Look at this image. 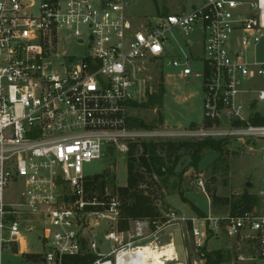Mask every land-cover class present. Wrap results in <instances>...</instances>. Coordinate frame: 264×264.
Returning <instances> with one entry per match:
<instances>
[{"label": "built area", "instance_id": "2783aa9c", "mask_svg": "<svg viewBox=\"0 0 264 264\" xmlns=\"http://www.w3.org/2000/svg\"><path fill=\"white\" fill-rule=\"evenodd\" d=\"M129 6L130 0H0V264L8 244L26 252L22 231L35 225L47 244L43 264L84 253L97 256L92 264H117L167 226L186 228L188 218L169 209L154 220L129 219L121 229L119 196L88 195L84 185V164L108 150L126 153L130 143L176 138H228L248 143L264 160V123L251 121L264 115L256 109L264 90L255 87L264 79V0H202L187 11L149 16H134ZM193 35L201 43L199 54L183 40ZM66 37L87 51L80 58L60 51ZM168 45L174 56L167 64L180 77L201 80L202 123L185 129L163 122L137 126L130 110L152 94L143 72L150 64L162 67ZM250 93L257 96L250 99ZM9 182L20 189L14 204L3 199ZM192 185L208 199L202 177ZM256 194L261 211L221 217L207 212L198 217L203 232L190 218V253L184 250L178 264L204 263L206 236L221 229L247 246L249 254L239 252L238 260H264V185ZM102 241L107 252L100 251Z\"/></svg>", "mask_w": 264, "mask_h": 264}, {"label": "rangeland", "instance_id": "374dc122", "mask_svg": "<svg viewBox=\"0 0 264 264\" xmlns=\"http://www.w3.org/2000/svg\"><path fill=\"white\" fill-rule=\"evenodd\" d=\"M201 3L202 0H130L128 12L134 16H149L154 15L156 12L167 13L171 11H187L193 6H198ZM197 39L195 35L186 39L183 38V40L190 43L189 48L192 52L199 54L201 43ZM59 50L74 58H80L81 55L87 51L85 45H76L72 37H66L65 42L61 44ZM166 51L168 53L164 57L162 67H158L157 64H150L146 66V70L143 72L147 90L151 88L152 93L158 91L159 83H161V73H164V77L162 76V83L165 91L162 99L160 101L157 100L152 105L132 108L130 112L145 123L156 125L163 122L167 128L185 129L191 126V123L200 125L202 123L203 95L201 80L200 78H194L192 76L180 77L177 73V69L167 64L168 60L174 56L172 45L166 46ZM262 55L263 45L261 43L256 46V59L261 60ZM192 68L198 70L200 69V64L194 63L192 64ZM255 87L264 90V79H259L255 83ZM247 96L251 99L256 97L257 93H250ZM153 108L156 109L157 113L153 112ZM256 109L264 113V101H258L256 103ZM160 119H162L161 122L159 121ZM176 140L185 139H174V141ZM250 147L248 143L242 140H231L223 152V156L225 157L224 163L216 162L218 167L215 168V171H212L211 165L214 163L216 155L215 153L207 152L200 160L198 170L193 173L191 168H187L180 183H178L176 178H171L166 183V187L158 178L152 179L146 175L144 180L145 184H143L142 187L147 189L155 198L163 200L160 205L162 216L171 209L175 211L178 216H183L188 219L195 218L197 219L196 225L201 232H203L204 222L195 215L191 205L205 214L210 212L212 215L219 217L226 216L228 215V206L222 204H218L215 207L212 206L211 193H215L221 197L225 196L232 198L242 193L247 182L251 183V192L257 193L258 187H262L260 180L261 176L264 178V160H261L255 149ZM186 164L187 160H183V163L178 165L177 170L182 169ZM111 167L113 171L110 173L109 169H111ZM224 167H226L225 170H223ZM83 171L87 176L107 172L111 175L114 185L124 186L127 177L126 153L114 149L108 150L101 158L84 164ZM197 176L202 177L204 181L205 192L208 199L192 185V182ZM108 190H110V187H108ZM19 192L20 189L18 184L9 182L3 193L4 202L11 204L18 202ZM182 198H184V200ZM259 205L260 202L256 208H258ZM23 219H27V217H23ZM35 227L34 230L22 231V235L26 241V252L20 253L15 244H8L7 248L3 249L1 253L2 264H43L40 254L47 250V244L37 238L41 231L38 226L35 225ZM208 236L207 234L206 237ZM170 238L171 234H165L164 231H161L157 235V238L151 236L139 244L146 245L150 242L153 246L160 247L170 243ZM220 243L221 239L215 237L209 238L207 241V248L211 251H207L205 248L204 253H212V256L209 261L200 264H216L217 257L214 252H224L223 245L221 248L216 249ZM182 244L189 254L191 239L187 235L183 237ZM171 246L174 247V254L175 245L172 244ZM241 249L248 250L245 243L241 245ZM100 251H108L107 244L104 241L100 244ZM26 253L32 254H30L31 256H27ZM235 254L236 253L233 252L228 261H221L219 264H264V260L259 258L248 262L238 261ZM173 257H175V255ZM110 259H112V256ZM190 259L192 258L189 255V261ZM180 260L183 261L184 258L182 257ZM186 260L188 261V256ZM178 263L179 261L171 260L165 264Z\"/></svg>", "mask_w": 264, "mask_h": 264}, {"label": "trees", "instance_id": "16d2710c", "mask_svg": "<svg viewBox=\"0 0 264 264\" xmlns=\"http://www.w3.org/2000/svg\"><path fill=\"white\" fill-rule=\"evenodd\" d=\"M159 83V89L156 93H152L145 103L137 104L136 106H148L154 104L157 100H161L164 94V85ZM134 105V104H133ZM160 122L162 119L159 120ZM252 123H264V115L255 114ZM131 122L137 126L149 127L153 124L145 123L137 117H133ZM194 126L195 123H191ZM231 140L224 139H186V140H166L158 142H141L130 143L126 152V167L127 177L124 186L114 185L113 179L109 173H98L87 176L85 179V190L88 195L102 196L107 191L110 194L116 193L122 201L121 206V221L119 227L125 229L128 226V220L148 218L151 220L161 217L160 205L163 200L155 198L147 189L142 187L146 175L150 178L159 179L164 186L167 187V182L171 178H176L180 183L182 176L187 168H191L193 173L198 170V164L205 153H215L214 163L211 165L212 171L218 166L216 162L224 163L225 157L223 152L225 147ZM187 160V164L180 170H177L179 164ZM135 163L137 165H135ZM226 167L223 168L225 170ZM110 187V190H108ZM106 189V190H105ZM181 194V192H180ZM182 195V194H181ZM184 200V198H182ZM259 203V198L256 192H251L250 187L245 186L242 193L236 197L228 198L221 197L215 193H211V204L228 206V214L233 215L235 212L241 213L244 211L256 212V207ZM197 217L205 216V213L191 205ZM32 253H26L29 256ZM216 264L223 261L222 253L215 251ZM31 256V255H30ZM41 256V254H40ZM212 253H206L205 259L210 260ZM94 253H84L76 256L63 255L61 257L62 264H92L96 259ZM42 260V256H41Z\"/></svg>", "mask_w": 264, "mask_h": 264}, {"label": "crops", "instance_id": "0c3cea01", "mask_svg": "<svg viewBox=\"0 0 264 264\" xmlns=\"http://www.w3.org/2000/svg\"><path fill=\"white\" fill-rule=\"evenodd\" d=\"M260 183L262 185H264V178L262 176H261ZM257 209L259 211H261V203H260V205L258 206ZM162 231H164L165 234L166 233L171 234L170 243H167V244L175 245L173 256L175 255L176 257H174L175 258L174 261H176L177 258H179V259H177V261H181L180 258H182V257L184 258V256H185V251H184L185 248L183 247L182 239H183V237L185 235H187L190 238L189 232H187L186 228L183 225H181V224H179V225L178 224H171V225L167 226L166 228H164ZM210 237H215L217 239H221V243L216 249L221 248V246L223 245V249H224L223 250L224 252L222 251L223 252L222 256L224 258L223 261H228L230 259V255H232L233 252L236 253L235 255H237L239 252H242L245 255L249 254V250H243V249L242 250H238L236 248L239 243H240L239 244L240 247L244 243H241V241H240L237 244L236 240L233 239V238L227 237L222 229L219 230L216 233H210L209 236L206 238V243H205V247L204 248H206L207 251H211V250H208V248H207V241L209 240ZM37 238L39 239V235H38ZM238 261H240V260H238ZM242 262H245V261H242ZM246 262H248V261H246Z\"/></svg>", "mask_w": 264, "mask_h": 264}, {"label": "bare ground", "instance_id": "6f19581e", "mask_svg": "<svg viewBox=\"0 0 264 264\" xmlns=\"http://www.w3.org/2000/svg\"><path fill=\"white\" fill-rule=\"evenodd\" d=\"M173 248L169 244L160 247L152 244L141 245L134 251L123 253L117 259V264H165L174 260Z\"/></svg>", "mask_w": 264, "mask_h": 264}, {"label": "water", "instance_id": "95a60500", "mask_svg": "<svg viewBox=\"0 0 264 264\" xmlns=\"http://www.w3.org/2000/svg\"><path fill=\"white\" fill-rule=\"evenodd\" d=\"M135 165H137V164L135 163ZM250 185H251V183H249V182L246 183L247 187H250ZM185 226H186L187 232H190V230L192 228V221L190 219H188L185 223ZM57 259H58V254H56V262H57Z\"/></svg>", "mask_w": 264, "mask_h": 264}]
</instances>
